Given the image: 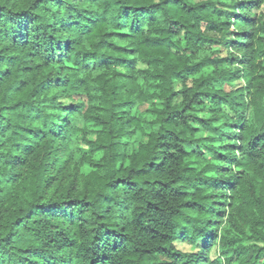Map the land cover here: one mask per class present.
<instances>
[{
  "label": "trees",
  "instance_id": "obj_1",
  "mask_svg": "<svg viewBox=\"0 0 264 264\" xmlns=\"http://www.w3.org/2000/svg\"><path fill=\"white\" fill-rule=\"evenodd\" d=\"M225 2L0 0V264H264V0Z\"/></svg>",
  "mask_w": 264,
  "mask_h": 264
},
{
  "label": "rangeland",
  "instance_id": "obj_2",
  "mask_svg": "<svg viewBox=\"0 0 264 264\" xmlns=\"http://www.w3.org/2000/svg\"><path fill=\"white\" fill-rule=\"evenodd\" d=\"M237 0H226V4H229L231 2H236ZM242 13H244L247 17H249L250 19L254 20V21H264V7L260 6L258 8H254L251 9L250 11H243ZM219 50V49H218ZM220 51V52H219ZM218 55H220L221 57H224L227 53L226 52H222L221 50H219ZM80 149L82 150L83 153L87 152V146L84 142H80ZM176 247L184 252H188L190 250H192L190 248V246L186 245V244H181V243H177ZM212 257H214V255H212Z\"/></svg>",
  "mask_w": 264,
  "mask_h": 264
}]
</instances>
